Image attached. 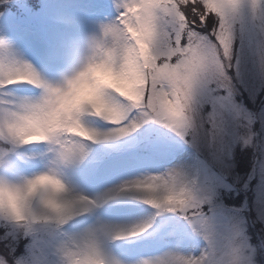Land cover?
Segmentation results:
<instances>
[{
  "label": "clouds",
  "instance_id": "clouds-1",
  "mask_svg": "<svg viewBox=\"0 0 264 264\" xmlns=\"http://www.w3.org/2000/svg\"><path fill=\"white\" fill-rule=\"evenodd\" d=\"M197 2L205 19L227 21L230 10L242 11L246 36L251 35L249 56L264 78V12L257 11L259 0ZM171 4L172 0H114L117 15L90 34L74 55H66L54 75L37 69L0 36V156L20 163L37 159L41 164L31 175L12 176L0 167V227L6 233L10 229L26 234L32 245L21 256L13 255L11 262L0 256L2 264H38L37 258L39 264H122L110 243L149 232L148 217L132 223L97 217L69 230L66 226L76 218L107 202L77 191L65 176L85 161L72 159L70 151L83 145L89 154L98 131L115 136L133 121L136 130L146 125V117L133 109L144 104L150 79L151 120L180 139L194 141L200 135L205 121L202 90L220 86L230 57L199 42L184 50L178 42L175 50L162 48L160 38L173 28ZM240 23L237 17V31ZM13 85H28L35 91L18 93ZM87 117L111 127L89 126ZM27 145L43 148L27 153L23 151ZM172 176L175 190L165 191L163 185L166 180L171 183ZM136 180V186L120 197L141 201L153 210V201L181 209L192 198L206 194L199 176L184 164L141 174ZM188 237L202 241L198 251H185L184 237L169 232L162 238L174 241L173 246L136 264H256L254 249L239 228L222 231L210 220L190 227Z\"/></svg>",
  "mask_w": 264,
  "mask_h": 264
},
{
  "label": "rangeland",
  "instance_id": "rangeland-1",
  "mask_svg": "<svg viewBox=\"0 0 264 264\" xmlns=\"http://www.w3.org/2000/svg\"><path fill=\"white\" fill-rule=\"evenodd\" d=\"M53 3L54 0H0V28L4 22L6 29L30 38L29 42L33 45L51 43L52 37L62 33L59 27L48 20ZM107 5L113 9L110 16L104 14ZM85 8L89 10L76 9L75 12H83L82 14L86 15L85 11H93L111 18L117 15L114 0H93ZM260 9H264V0H259L257 11ZM67 11L65 8L61 9V13ZM76 28L74 38L80 36L82 31L81 26ZM237 40V48L243 45L247 52L251 42L250 36H246L243 41L239 38ZM73 52L69 50L68 54ZM230 75L234 83L232 101L223 110L213 131H209L207 123L202 124L196 146L185 144L179 137H173L170 130L149 123L146 130L137 133L139 143L136 148L126 153H113V149L119 147L92 144L91 148L96 151L94 158L98 161L94 173L97 174L105 168L108 175L104 180L112 183L120 179L131 164L126 162L124 167L117 168V164L124 162L123 159L144 157L148 151L155 149L159 141L173 146L178 142L180 164L183 162V152H188L192 163L198 168L200 180L213 192L217 209L215 221L218 227L222 231L241 229L248 244L254 249L256 264H264V100L261 97L264 95V78L253 67L252 59L247 55L242 61L240 75L237 76L234 70ZM11 88L16 89L15 86ZM211 111L212 105L204 103V115ZM94 122L96 125L100 123L96 118ZM77 222L78 218L66 227L73 230L84 226L83 222ZM7 232L14 233L10 229ZM5 233L6 229L0 227V240L8 244L9 241L4 239ZM158 236L150 235L144 238L143 244L134 245V249H140L142 252L137 254L145 255L149 250L155 249L150 243L151 239ZM123 245L126 244H117L113 250L115 256L122 264H136L137 260L133 256L126 255L131 245ZM201 246L202 241L194 239L192 250L198 251ZM31 247L28 239L21 238L15 245L10 259L13 255L21 256ZM0 256L5 257V254L0 253ZM37 261L39 264V258Z\"/></svg>",
  "mask_w": 264,
  "mask_h": 264
},
{
  "label": "bare ground",
  "instance_id": "bare-ground-1",
  "mask_svg": "<svg viewBox=\"0 0 264 264\" xmlns=\"http://www.w3.org/2000/svg\"><path fill=\"white\" fill-rule=\"evenodd\" d=\"M92 1L93 0H54V3L49 11L50 15L48 20L59 27L62 33L52 37L51 43L47 42V45L51 46L50 48H46L44 44L40 43H35L34 45L31 44L29 42L30 38L21 35L17 31L6 29L4 27V22L0 28V35L10 41L15 46V48L19 49L36 66L37 69L50 75H54L57 68L63 67L64 57L69 55V50H73L74 52L71 53V55H74L76 50L83 44L90 34L97 32L101 24L107 22L106 20L113 19L111 17H106L110 16V14L113 12V9L108 5L104 10V14L106 16L93 11L91 13L85 11L87 13L86 15L85 13L82 14L83 12H75L76 9H80L82 11L84 9L89 10L85 7L87 4H91ZM62 8H65L69 12L67 11L66 13H61ZM77 26H81L82 31L80 36L74 38L73 35L75 33L74 31L77 30ZM14 86L16 89L13 90L18 93H31L35 91L28 85H13L11 87ZM85 122L89 126L96 127L99 130H104L111 127V125L106 124L103 121H100V123L96 125L94 118L90 117H87ZM147 126L148 124L142 126L140 129L131 133L127 137H122L115 141H103L100 143H95L94 145H109L113 148L119 147L113 149V153H126L136 148L135 146H137L139 143L137 133L141 132V130H146ZM171 135L178 139L174 133L171 132ZM175 144L176 146H173L172 144H163L161 141H159L155 149L148 151L144 157H131L128 159H123L124 162H121L120 165L117 164V168H119V166L124 167L126 162H131V164L129 168L126 169L125 174H123L120 179L113 181L112 183L108 182V180H104V178L108 175V171L105 168L97 174L94 173L98 161L94 158L96 151L90 147V152L87 159L78 167L70 170L66 174L65 179L77 191L88 195L90 198H93L107 192L109 189L115 188L125 181L135 179L141 174L162 171L171 165L180 164V157H178V154H180V149L177 146L179 143L175 142ZM42 148L43 145H27L24 146L23 151L27 153H34L39 152ZM151 153L152 155H150ZM182 164L190 166V169L198 175V168L194 166L190 154L186 151L183 152ZM0 167H3L4 171L12 176L18 175L20 173L31 175L41 168V164L37 159H33L27 163H20L12 159L10 164L0 165ZM153 211L154 210L151 209L149 205L143 204L141 201L119 197L117 199L108 201L91 213H85L78 217L79 222H77V224H80V221L83 222L84 225L91 223L97 217L108 222H138L140 220L146 219ZM74 227H76V224ZM76 229L79 228H75L73 230ZM183 231L185 233L183 249L185 251H191L194 244V239L188 237V230L185 229ZM151 233L152 230H149L148 233L135 238L112 242L109 245L110 250L114 254L115 252H113V250L117 247L119 242L122 244L131 245L128 248L126 255H131V257L133 256L134 259L138 261L142 257L155 255L162 252L164 249L173 246L174 241L167 238H162L163 236L159 235L156 239H151L150 244L155 249L149 250L145 255L137 254L142 252L140 249H134V245L136 246L143 244L142 242L144 238L150 236ZM121 251L123 252V250Z\"/></svg>",
  "mask_w": 264,
  "mask_h": 264
},
{
  "label": "snow or ice",
  "instance_id": "snow-or-ice-1",
  "mask_svg": "<svg viewBox=\"0 0 264 264\" xmlns=\"http://www.w3.org/2000/svg\"><path fill=\"white\" fill-rule=\"evenodd\" d=\"M169 14L173 18V28L170 30L166 38H160L161 47H168L170 50H175L177 42L182 50L191 48L192 44L199 42L200 45L206 47L217 53L223 52L226 56L230 57L229 64L224 69L225 77L219 87L208 91L202 90V97L204 103L212 105V111L205 116L204 123L209 126V131H213L217 127V120L232 101L234 94L233 77L230 75L231 71H235L237 76L241 73V64L244 57L249 56V46L247 52L243 45L241 48L236 47L237 39L242 41L246 37V31L242 19V11L239 9L230 10L229 19L215 20L211 16L205 19L201 12L200 5L197 0H172V4L168 9ZM259 11L264 12V9ZM223 15V13H221ZM237 17H241L239 31L235 27ZM182 18V19H181ZM239 34V35H238ZM250 36L251 35H247ZM166 58V57H165ZM223 61H221L222 63ZM165 69H161L164 71ZM152 98V82L151 79L144 90V104L133 109L134 112H140L146 117L145 123L155 124L150 118L149 104ZM161 126V125H159ZM138 125L133 121L129 127L122 128V131L113 135L111 131H98L97 143L103 141H115L122 137H127L136 131ZM165 129V127L161 126ZM182 140L185 144L196 146L197 139L194 141L191 138L184 137ZM72 159L86 160L88 151L85 146L81 145L79 149L70 151ZM12 159H6L0 156V165H8ZM171 183L166 180L163 188L165 191H174L176 184V177H170ZM138 181L135 179L125 181L124 183L109 189L107 192L98 195L106 202L117 199L121 193L132 190ZM206 193L203 197L192 198L181 209L175 207L169 208L166 203L153 201L155 208L154 211L148 216L145 227L156 235L164 236L169 232L175 233L178 237H184L183 230H188L196 223L207 224L210 220H215L216 205L214 203L213 192L210 188L203 189ZM95 204V200H93ZM177 211H181L182 215H176ZM28 239L27 235L21 236L20 233L14 232L13 234L5 233L4 239L9 241L7 247L10 252L15 251V245L21 239ZM135 238V237H134ZM29 240V239H28ZM2 264V262H0Z\"/></svg>",
  "mask_w": 264,
  "mask_h": 264
},
{
  "label": "trees",
  "instance_id": "trees-1",
  "mask_svg": "<svg viewBox=\"0 0 264 264\" xmlns=\"http://www.w3.org/2000/svg\"><path fill=\"white\" fill-rule=\"evenodd\" d=\"M238 41V40H237ZM238 46V43H236V47ZM262 97V100H264V95L261 96ZM241 151V150H240ZM242 155H244V152L242 153ZM240 158V156H239ZM227 198V197H226ZM8 244H6L5 242H3L2 240H0V253L2 254H5V257L11 262V259H10V252L8 247H7ZM19 251H17L18 253Z\"/></svg>",
  "mask_w": 264,
  "mask_h": 264
}]
</instances>
